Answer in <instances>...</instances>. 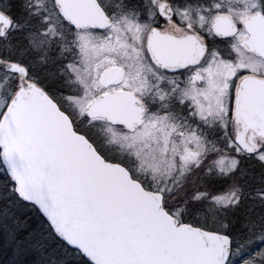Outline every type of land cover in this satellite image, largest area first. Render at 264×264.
I'll return each instance as SVG.
<instances>
[{
    "label": "snow or ice",
    "instance_id": "obj_1",
    "mask_svg": "<svg viewBox=\"0 0 264 264\" xmlns=\"http://www.w3.org/2000/svg\"><path fill=\"white\" fill-rule=\"evenodd\" d=\"M0 264H264V0H0Z\"/></svg>",
    "mask_w": 264,
    "mask_h": 264
}]
</instances>
